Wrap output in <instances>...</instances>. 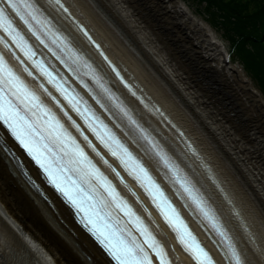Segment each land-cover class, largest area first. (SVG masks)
Segmentation results:
<instances>
[{"label":"bare ground","instance_id":"6f19581e","mask_svg":"<svg viewBox=\"0 0 264 264\" xmlns=\"http://www.w3.org/2000/svg\"><path fill=\"white\" fill-rule=\"evenodd\" d=\"M67 1L141 86L147 106L162 107L164 114L152 115L133 100L147 125L219 206L250 264H264L258 251L264 249V134L257 123L264 115L263 94L241 66L229 60L224 42L185 0ZM52 13L78 43H84L61 10ZM1 130L5 143L21 154ZM186 138L193 142V152ZM252 141L255 146L247 147ZM25 163L49 199L31 187L0 147V264H108L29 161Z\"/></svg>","mask_w":264,"mask_h":264},{"label":"snow or ice","instance_id":"6c2138e0","mask_svg":"<svg viewBox=\"0 0 264 264\" xmlns=\"http://www.w3.org/2000/svg\"><path fill=\"white\" fill-rule=\"evenodd\" d=\"M47 3L58 6L57 11L68 12V8L64 6L61 0H47ZM5 4L27 26L28 32L40 44L48 48L53 56L60 60L69 71L79 76L81 65L89 69V72L85 75H89L90 79L100 87L102 94H98L99 98L96 96L93 98L102 108L111 111L107 101L118 99L109 89L103 86L101 83L102 78L96 74V70L92 69L84 57L78 55L70 47L71 40L69 37L64 36L55 29V26L45 15L39 0H0V32L3 33V35H0V44L7 50H10L11 45H14L22 53L23 60L19 56H15V53L13 55L21 65H25V61L30 63L31 68L63 97L67 106L83 119L88 131L109 150L113 157L120 160L124 169L134 179L141 182V186L146 188L154 202L159 201L157 207L162 213L165 212V209L175 213V210L163 197L159 186L152 181L143 165L133 157L128 148L96 115L95 111L87 105V102L83 100L79 93L65 86L67 81L55 66L50 63L46 64L44 60L36 58L37 51L34 45L29 43L22 31L13 26V21L6 14ZM79 30L84 31L82 28ZM84 36L91 41V37L88 36L87 32H84ZM101 55L103 54L101 53ZM105 60H107V57H105ZM23 71L28 76L36 79L33 71L27 65L23 67ZM113 71H115L114 68ZM81 83L91 92L87 83L83 80H81ZM39 88L51 97L57 107L64 113V116L71 121L72 127L80 133L87 143V147L97 156H100L95 145L92 144L88 136L84 135L80 125L64 110L61 101L49 92L44 83H40ZM115 107L128 119L133 131L138 132L140 138L146 140L153 148H159L154 139L132 118L129 111L122 104L116 103ZM113 115H117V113H113ZM0 128L8 130L10 135L39 165L48 182L62 195L74 210V213L79 215L82 225L103 246L115 264H154L147 249L152 250L159 264H165L162 249L141 218L117 192L112 181L96 167L84 148L81 147L52 109L43 102L37 91L29 87L24 79L10 66L2 53H0ZM0 147H3V150L9 155H14L11 149L5 145L2 133H0ZM157 154L163 160L165 166L176 175L177 182L180 183L184 192L187 193L205 220L212 225L220 237L225 239L234 264H250L245 253L238 250V246L229 236L227 220L221 223V218L209 203L210 198L206 199L200 189L188 177L179 174V166L171 161V158L163 149H160ZM101 160H103V157H101ZM103 163L108 165L106 160H103ZM108 166L111 167V165ZM112 171L123 183L120 173L116 172L115 168H112ZM117 212L123 213L128 218V223L133 225L142 239L134 235L132 229L127 228L126 225L121 226V218L117 215ZM165 218L168 219L166 213ZM171 222L169 219V223ZM177 231L180 230L177 229ZM254 239V237H251L250 242H254ZM253 251H257V249H253ZM258 251L261 255H264V249ZM199 252L203 255V260L193 253L198 264H211L207 253L203 252V249H199Z\"/></svg>","mask_w":264,"mask_h":264},{"label":"trees","instance_id":"16d2710c","mask_svg":"<svg viewBox=\"0 0 264 264\" xmlns=\"http://www.w3.org/2000/svg\"><path fill=\"white\" fill-rule=\"evenodd\" d=\"M228 34L233 54L264 94V0H197Z\"/></svg>","mask_w":264,"mask_h":264},{"label":"rangeland","instance_id":"374dc122","mask_svg":"<svg viewBox=\"0 0 264 264\" xmlns=\"http://www.w3.org/2000/svg\"><path fill=\"white\" fill-rule=\"evenodd\" d=\"M186 1V3L189 5V7L194 11V13L197 15V16H199V17H201V18H203V19H205L208 23H209V18H210V14L208 13V11H207V8L205 7V5L204 4H201V3H198L197 2V0H185ZM210 24V23H209ZM212 27H213V29H214V31L216 32V34L219 36V38L224 42L223 44L226 46V48H227V50H228V52H229V54H230V61L233 63V64H235L236 66H239V65H241L240 64V61L238 60V59H236L235 57H234V54H233V49H232V44H231V42H230V40H229V38H228V34L224 31V29L223 28H221L219 25L217 26V25H212ZM167 36V35H166ZM168 37V36H167ZM176 41L175 40H173V42L172 43H175ZM210 52V51H209ZM243 68V67H242ZM243 70H244V68H243ZM245 71V70H244ZM207 74H210V72H207ZM211 74H214L213 73V71H212V73ZM245 74H247L246 73V71H245ZM252 79V78H251ZM253 82V81H252ZM253 84L255 85V87L257 88V89H259L260 90V88L255 84V82H253ZM263 94V93H262ZM264 96V95H263ZM257 123H258V130H259V133L260 134H264V117L263 116H261V117H258V121H257ZM250 127V129H252V126H249ZM246 146L247 147H254L255 146V143L252 141L250 144H246ZM262 166H263V168H264V164H262Z\"/></svg>","mask_w":264,"mask_h":264},{"label":"water","instance_id":"95a60500","mask_svg":"<svg viewBox=\"0 0 264 264\" xmlns=\"http://www.w3.org/2000/svg\"><path fill=\"white\" fill-rule=\"evenodd\" d=\"M208 23V22H207ZM209 24V23H208ZM210 25V24H209ZM211 26V25H210ZM209 26V27H210ZM212 28V27H211ZM248 77V76H247ZM250 79V77H248ZM251 81V80H250ZM252 82V81H251ZM253 84V82H252ZM255 87V86H254ZM247 89H250V87H247ZM246 89V90H247ZM259 90V89H258ZM261 92V90H259ZM262 93V92H261ZM264 117V115H263ZM64 208L67 209L68 213L70 214L71 211L66 207V206H63ZM233 212L235 213V215L237 216L238 219H240L242 221V225L243 227H245L246 231H248V226L244 223V220L242 219V217L240 216V214L238 213L237 209H233ZM78 230L90 241V243L94 246V248L96 249V251L99 253V255L108 263V264H112V262L110 261V259L106 256V254L104 253V251L98 246L96 245L92 240L91 238L85 234L83 232V230L80 228V227H77Z\"/></svg>","mask_w":264,"mask_h":264}]
</instances>
